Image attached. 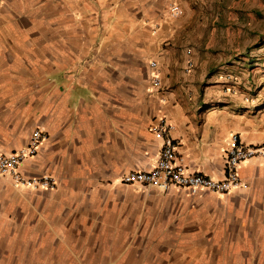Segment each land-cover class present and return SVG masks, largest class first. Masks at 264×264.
Listing matches in <instances>:
<instances>
[{
	"label": "crops",
	"instance_id": "obj_1",
	"mask_svg": "<svg viewBox=\"0 0 264 264\" xmlns=\"http://www.w3.org/2000/svg\"><path fill=\"white\" fill-rule=\"evenodd\" d=\"M230 1L107 0L100 14L3 0L0 154L41 127L21 172L57 185L0 179V264H264V159L245 161L248 186L227 195L121 182L154 166L163 116L188 167L216 179L233 134L264 143V4Z\"/></svg>",
	"mask_w": 264,
	"mask_h": 264
},
{
	"label": "built area",
	"instance_id": "obj_2",
	"mask_svg": "<svg viewBox=\"0 0 264 264\" xmlns=\"http://www.w3.org/2000/svg\"><path fill=\"white\" fill-rule=\"evenodd\" d=\"M3 0H0V7ZM182 7L172 2L168 7V14L178 17L182 13ZM157 62L150 61V76L152 87L160 89L162 80L157 73ZM152 131L160 141L159 157L154 166L148 170H130L123 174L121 182L134 188H155L168 191L173 188L188 189L193 194L199 191L227 195L236 188H246L248 185L240 176L242 164L253 158L264 159V143L259 145L245 144L238 134H233L228 143L225 161V173L222 179H216L208 175L192 171L186 162V157L178 150L179 142L172 136V125L161 117L152 126ZM46 140V134L41 127L32 132L26 146L12 153L0 154V179H9L16 187L29 189H53L56 180L48 174L41 177L26 178L21 172V166L28 158L34 157L42 143Z\"/></svg>",
	"mask_w": 264,
	"mask_h": 264
},
{
	"label": "rangeland",
	"instance_id": "obj_3",
	"mask_svg": "<svg viewBox=\"0 0 264 264\" xmlns=\"http://www.w3.org/2000/svg\"><path fill=\"white\" fill-rule=\"evenodd\" d=\"M62 1V0H61ZM107 0H66L67 6L69 8H74L75 6H79L80 4L83 7H90L91 5H98L99 7V13L102 14L103 12H106L107 10H110L111 7H108V2H106ZM263 4H264V0H262ZM226 5H224L225 9L230 10L232 8H234V6L232 5L230 0H225ZM171 4V3H170ZM169 4V5H170ZM247 6H249V2L246 4L245 0H242L241 4H239L238 6H236L235 10H237V8L241 7L242 11H245L244 9L247 8ZM247 11V10H246ZM242 18V17H240ZM228 22H232V21H227ZM223 26H227L224 22L222 23Z\"/></svg>",
	"mask_w": 264,
	"mask_h": 264
}]
</instances>
